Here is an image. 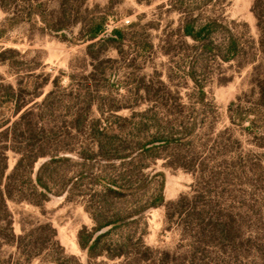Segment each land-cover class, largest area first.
<instances>
[{
  "label": "rangeland",
  "instance_id": "1",
  "mask_svg": "<svg viewBox=\"0 0 264 264\" xmlns=\"http://www.w3.org/2000/svg\"><path fill=\"white\" fill-rule=\"evenodd\" d=\"M28 1L3 0L7 8L0 7V29L5 18L22 11ZM179 1L199 21L216 19L232 26L242 39L256 42L253 0ZM179 1L86 0V8L108 12L104 36L132 22L135 26L127 31L137 35V45L123 44L126 61L114 47L99 54V59L111 60L104 64L110 70L92 86L89 128L59 137L70 150L58 154L68 161L44 175L51 190L46 198L30 191L46 159L41 157L29 175L17 179L15 198L6 201L15 235L45 224L55 230L61 249L47 245L29 264L58 260L66 264H264V148L256 146L228 117L230 102L255 97L252 67L261 62V56L256 51L254 61L243 65V59L223 62L200 56L193 73L204 92L201 98L189 77L193 43L181 35L183 13L173 9ZM38 2L51 17L55 15L57 0ZM224 36L218 29L214 39L220 42ZM146 39L151 43L147 51L141 47ZM87 43L81 40L78 24L52 30L38 20H22L0 34V52L6 50L0 60V82L15 87L31 76L46 77L42 88H25L27 106L42 100L54 78L62 88L75 87L92 68ZM62 116L68 120L66 113ZM165 137L175 141L156 142L150 152L142 151V144ZM101 144L110 155L117 150L126 157L106 160L99 153ZM85 150L93 153L90 160L82 158ZM7 158L5 174L18 155L8 150ZM97 177L118 183L130 180L132 187H140L127 197L101 201L94 195L102 194L105 186ZM161 183L164 202L172 203L167 212L163 205L147 206L114 227H106L109 232L94 257L78 245L80 230L92 232L97 219L114 212L124 215L146 204ZM127 237L131 241L125 253L108 257L107 244ZM0 255L9 259L8 264H24L14 243L0 240Z\"/></svg>",
  "mask_w": 264,
  "mask_h": 264
},
{
  "label": "trees",
  "instance_id": "2",
  "mask_svg": "<svg viewBox=\"0 0 264 264\" xmlns=\"http://www.w3.org/2000/svg\"><path fill=\"white\" fill-rule=\"evenodd\" d=\"M2 1L0 0V7L7 8L5 4H2ZM169 1L177 2L179 0ZM85 2L86 0H57V10L55 15L51 17L44 11L38 0H29L26 8L22 11L15 10L5 18V24L0 29L1 34L5 29L11 28L20 21L30 19L38 20L52 30H61L78 24L81 40L88 42L86 53L92 61L90 72L83 75L75 87L62 88L59 80L54 78L51 80L52 89L44 95L39 103L34 102L30 106H27L28 102L24 99L25 88L28 86L36 89L42 88L48 81L46 77L31 76L23 85L22 82L18 81L15 87L9 83L0 82V240L5 243H14L24 259V264H29L34 257L39 256L47 245L58 249L61 247L55 240V230L50 224L35 226L20 236L14 234L6 201L15 198L14 188L17 179L23 174L29 175L35 162L41 157H46L37 169L34 179L35 186L32 185L30 190L31 195L42 200L46 198V193L51 192V190L44 180V175L48 170H53L57 164L68 161L67 157L58 154L60 151L70 150L63 147V140L59 137L71 134V132L84 133L89 128V115L94 97L91 92L92 86L99 79L98 77H105L110 70L104 64L111 60H101L99 54L108 47H114L121 55L122 60L126 61L127 56L121 49L123 44L125 43L129 47L137 45V35L127 31L135 26L134 23L131 22L126 27L113 28L108 35L104 36L108 12H100L97 8H86ZM181 2L179 1L180 4L173 6V9L183 13L180 32L183 37H188L193 43L194 54L192 55L189 77L198 87L201 98L204 96V92L193 73L194 63L200 56L216 57L223 62L243 59V65L249 61H254L256 51L260 54L261 62L252 67L254 77V90L252 91L255 93V97L248 102H230L228 117L231 123L241 127L246 134L251 136L256 146L264 148V0H253L251 6V12L256 20L258 30L256 42L249 38L242 39L240 35L234 32L232 26L227 27L216 19L207 18L199 21L196 16L187 14ZM218 29L225 32V36L220 42L214 39V34ZM101 35L102 37H100ZM141 47L146 51L151 49L150 41L148 39L142 41ZM5 52L6 50L0 52L1 61H3L2 56ZM63 113L67 115V121L63 118ZM110 129L108 127L105 130ZM172 141L175 140L166 137L163 139L155 138L148 144L157 142L166 145ZM148 144H142L143 152L148 153L156 147L154 144L152 146H148ZM8 150L17 154L18 158L11 171L5 174ZM115 151L110 155V150L104 151L102 144L99 147V153L106 160L111 159V157L119 159L126 157L125 154H117L118 151ZM92 157L91 151L82 152L84 160H90ZM96 181L105 186L102 194L94 195L95 197L98 196L97 198H100L101 201H105L104 199L107 197L111 199L127 197L137 192L140 187V185L132 187L130 180L118 183L116 180L107 181L97 177ZM162 185V183L159 185L156 195L146 204L138 206L124 215L114 212L109 217L97 219V226L92 232L86 229L80 230L78 245L85 248L89 257H94L101 252L102 237L109 232V228L106 229V227H114L116 223L139 214L147 206L163 205L167 212L172 203L164 202L161 193ZM61 191L62 188L56 190L55 193L59 194ZM21 199L30 201L29 198ZM87 209L91 210L92 207L88 206ZM43 228L46 231L42 232ZM130 241V238L127 237L125 241L107 244L108 257L112 258L124 254V249L130 244ZM143 249L147 251V248ZM139 254L140 252H138V256H140ZM8 263L9 259L0 255V264ZM48 264L66 263L58 260Z\"/></svg>",
  "mask_w": 264,
  "mask_h": 264
}]
</instances>
